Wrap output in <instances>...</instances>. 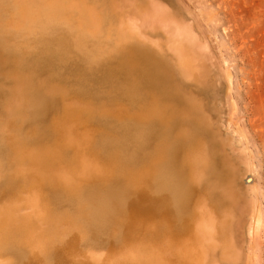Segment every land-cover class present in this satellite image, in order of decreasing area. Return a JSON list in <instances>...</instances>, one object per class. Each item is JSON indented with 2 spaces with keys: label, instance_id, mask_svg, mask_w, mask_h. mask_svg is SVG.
<instances>
[{
  "label": "bare ground",
  "instance_id": "1",
  "mask_svg": "<svg viewBox=\"0 0 264 264\" xmlns=\"http://www.w3.org/2000/svg\"><path fill=\"white\" fill-rule=\"evenodd\" d=\"M115 6L0 0V80L11 84L0 91V111L10 106L16 130L33 135L21 150L23 194L0 210V264L223 260V218L200 185L206 126L171 90L162 48ZM178 29L167 49L173 61L193 43ZM62 65L75 78L69 90L56 75ZM6 144L12 149L9 137ZM102 235L107 249L96 251Z\"/></svg>",
  "mask_w": 264,
  "mask_h": 264
},
{
  "label": "rangeland",
  "instance_id": "2",
  "mask_svg": "<svg viewBox=\"0 0 264 264\" xmlns=\"http://www.w3.org/2000/svg\"><path fill=\"white\" fill-rule=\"evenodd\" d=\"M104 1L117 4L116 12L124 13L125 23L150 47L162 48L159 54L168 59L171 90L206 126L200 130V142L209 166L200 185L225 225L223 260L216 256L215 264H264V0ZM174 27L193 42L187 47L188 56L179 61H173L169 52L178 44ZM62 66L56 75L69 90L75 78ZM1 80L0 91L7 92L11 84ZM4 107L5 113L0 111V210L23 194L21 150L33 140L25 129L16 130L12 108ZM56 115L60 114L51 113L49 118ZM27 119L38 126L31 115ZM8 137L13 144L9 150ZM53 184L49 188L56 190ZM102 236L95 243L96 251L107 249L103 247L107 236ZM120 244L111 246L113 251H119Z\"/></svg>",
  "mask_w": 264,
  "mask_h": 264
}]
</instances>
